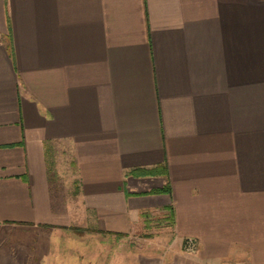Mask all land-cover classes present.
Masks as SVG:
<instances>
[{
  "label": "crops",
  "instance_id": "obj_1",
  "mask_svg": "<svg viewBox=\"0 0 264 264\" xmlns=\"http://www.w3.org/2000/svg\"><path fill=\"white\" fill-rule=\"evenodd\" d=\"M155 221L146 257L264 264V0H0V264Z\"/></svg>",
  "mask_w": 264,
  "mask_h": 264
},
{
  "label": "rangeland",
  "instance_id": "obj_2",
  "mask_svg": "<svg viewBox=\"0 0 264 264\" xmlns=\"http://www.w3.org/2000/svg\"><path fill=\"white\" fill-rule=\"evenodd\" d=\"M72 188V187H71ZM70 188V189H71ZM75 192H67L64 198L73 200L75 199ZM154 225H151L149 228L145 227L142 229L135 236L131 239L129 242V245L132 247L133 255L136 256L135 259L133 260V264H172V256L170 255L172 252L170 251V245L171 244H166V248H164L163 253L159 254L158 256L154 255L153 257L149 256L146 257L144 256L145 252H150L148 249L155 247L156 246V238L161 237L162 235H165V233H170V229L166 228V226L163 224V222H157ZM164 225V226H163ZM158 233V234H157ZM46 239L47 242H53V246L56 245L58 246L57 251L59 252H66L67 249L65 246L67 244L74 245L75 247H78V243H82L84 241V237L80 239H76L75 242L73 239H71L67 234H57V233H47L46 234ZM86 239V238H85ZM88 242L90 243H95L92 239H87ZM74 243V244H73ZM119 243L122 244L119 246ZM107 242L101 241V262L102 264H108L110 260L113 258L107 255L108 254V247H106ZM163 244V243H162ZM163 244V245H164ZM187 242L185 241L183 245L185 246ZM168 245V246H167ZM80 247V246H79ZM125 248V243L123 242H118L117 245V255L118 257L116 258V263L117 264H124V257L121 255L123 253V250ZM128 249V246H127ZM168 249V250H167ZM185 252H189L186 249H183Z\"/></svg>",
  "mask_w": 264,
  "mask_h": 264
},
{
  "label": "built area",
  "instance_id": "obj_3",
  "mask_svg": "<svg viewBox=\"0 0 264 264\" xmlns=\"http://www.w3.org/2000/svg\"><path fill=\"white\" fill-rule=\"evenodd\" d=\"M187 244L185 245V249L189 252H192L196 249V244L193 240H187Z\"/></svg>",
  "mask_w": 264,
  "mask_h": 264
}]
</instances>
